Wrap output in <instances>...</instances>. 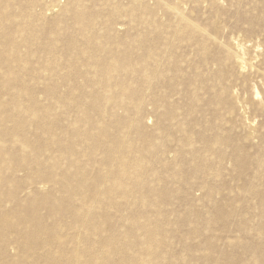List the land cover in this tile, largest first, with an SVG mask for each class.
<instances>
[{"label":"bare ground","instance_id":"obj_1","mask_svg":"<svg viewBox=\"0 0 264 264\" xmlns=\"http://www.w3.org/2000/svg\"><path fill=\"white\" fill-rule=\"evenodd\" d=\"M16 1L0 0V264H152L160 259L155 251L162 220L125 211L147 203L158 206L143 193L142 184L167 166L165 152L175 133L182 135V151L193 144L194 125L201 122L200 102L222 112L219 129L204 120L210 130L241 132L238 138L246 143L262 134L264 42L250 49L241 36H226L219 20L224 15L222 0H212L206 25L193 21L185 6L173 0H155L156 7L132 0L126 13L139 19L143 11L148 17L143 40L112 34L109 21L102 35L101 14H87L85 0H70L48 23L60 29L70 19L69 29L78 32L63 43L64 53L54 47L59 41L47 34L36 53H23L21 45L28 42L24 34L29 41L37 38L32 30L37 20L33 6L20 8ZM159 11L169 15L168 23L157 20ZM123 12L114 6L112 21ZM22 19L25 24H16ZM263 29L264 7L252 24L253 31ZM38 60L50 74L45 80L52 75L51 82H41L45 102L38 95ZM63 66L68 72L62 83L54 78ZM140 77L157 117L159 146L156 134L142 123L145 94L132 86ZM61 87L67 89L65 95ZM178 100L186 106L180 107ZM120 109L132 116L119 122ZM257 118L263 119L259 126ZM120 126L127 132H116ZM132 130L138 138L132 137ZM224 134L209 142L202 155L195 154V161L201 162L198 175L219 174L205 155L228 142ZM242 156L238 162L246 168ZM150 163L158 169L148 167ZM46 185L52 190L41 193ZM148 191L152 195L157 188ZM118 195L122 204L116 202ZM105 206L122 212L120 220L129 225L128 232L118 233L114 216L104 217ZM227 214L217 211L216 220ZM9 244L19 249L18 258L7 257ZM134 246L139 259L125 262Z\"/></svg>","mask_w":264,"mask_h":264},{"label":"rangeland","instance_id":"obj_2","mask_svg":"<svg viewBox=\"0 0 264 264\" xmlns=\"http://www.w3.org/2000/svg\"><path fill=\"white\" fill-rule=\"evenodd\" d=\"M33 1H35L34 4H32ZM69 1H16V5L20 8L33 6L31 12L37 20L35 27L32 28L38 32L37 38L29 41L28 35L24 34L28 42L21 45L23 53H36L37 46L42 43L46 34L49 35L47 38H51L52 41L56 43L59 41V46L54 47L64 53L63 43L71 36L77 35L78 32L69 29L72 26L70 19H67V24L60 29H54L53 25L49 26L48 23L62 14ZM173 1L184 5L186 15L193 21L203 25L208 23L212 0ZM222 1L224 15L220 16L219 20L224 26L225 35L239 39L242 37L240 41L245 42L246 45L249 44L250 49L256 44L262 45L264 29L253 31L252 24L254 17L264 7V0ZM145 5L156 7V1L146 0ZM114 6L122 7L124 12L112 21L111 14ZM131 6L132 0H85L83 8L88 11L87 14H101L98 29L102 35L106 34L105 23L109 21L110 24L113 22L112 34L130 38L141 36L140 39L143 40V36L147 35L149 31L146 25L147 14L142 11L139 19H134L126 13V10H130ZM165 14L164 11H159L157 20L168 23L169 15L166 14V16ZM25 20H18L19 22L16 24H25ZM45 22L47 23L46 26ZM3 30L0 28V32ZM54 30H56V34ZM24 35L19 40H24ZM262 49L264 48L260 47V50ZM251 53L254 54V50H251ZM139 54L141 53L139 52ZM36 68L41 76L38 95L40 100L45 102L47 95L44 93V86L41 82L42 80L51 82L52 75L48 77V80H45V76L50 74L42 69L39 60L36 63ZM59 72L60 75H57L54 80L63 83L65 81L64 74L68 72L67 67H60ZM54 74L56 75V73ZM144 82V78H134L132 86L136 89H142L145 94L142 106V123L150 133L156 134L155 137L159 146L161 135L156 129L157 117L153 111L150 93L147 91ZM61 91L65 95L67 89L61 87ZM177 103H181L180 107H185L187 104L182 100H178ZM199 107L201 112L198 114V119L201 122L194 125L193 144L182 151L180 147L182 135L175 133L172 143L165 152L168 158L167 166L164 169H159L158 174L148 178L142 184L143 193H148L149 196L157 200L158 206H152L150 203L141 204L136 209L125 211V214L132 217L148 215L150 218L162 220L163 233L160 237V245L155 251L156 256H160V259L155 260L152 264H255V261L258 264H264V129L261 130V135L255 134L254 138L256 139L248 143L238 138L243 135L241 132L228 129L226 134H218V130H210L208 124H204V120L219 129V118L222 112H217V110L215 112V108L206 104V101L200 102ZM57 109L59 113L62 112L59 107ZM117 116L120 122L132 116V113L120 109ZM262 120V118H257L256 126H259ZM187 121L193 122L191 119ZM124 130L127 132L120 126L115 131L119 133V131ZM223 130L225 131V128ZM223 134V139H227L228 142L215 147L213 152L205 155L207 163L217 165L219 174L199 173L198 175L196 167L198 169L201 162L195 161V156H197L195 154L202 155L206 145L209 142L213 143L219 135ZM131 135L138 138L135 130L131 131ZM223 155L224 158L221 160L220 156ZM239 156L247 159L246 168L240 166ZM153 165L150 163L147 166L157 170L158 164L154 167ZM21 174V177H25L24 172ZM163 175V181L159 183L158 178H162ZM206 186H209L211 191L207 190ZM148 188L152 191L157 188V191L152 192L151 195ZM51 190L52 187L46 185L41 193H47ZM118 197L116 202L122 204L124 200L121 199V195ZM104 208V217L114 216L118 233L121 235L128 232L129 225L120 220L122 212L116 209L109 211L108 206ZM219 210H225L228 214L216 220V214ZM42 214H47V210H42ZM6 249L7 257L16 259L20 256L19 249L15 244L7 245ZM131 250V254L129 255L128 252L127 257H125L127 259L124 260L125 262H137L139 259V248L134 246ZM3 258L0 257V261Z\"/></svg>","mask_w":264,"mask_h":264}]
</instances>
